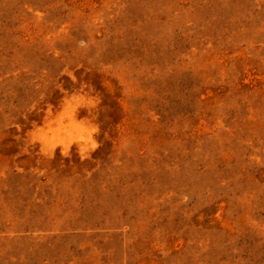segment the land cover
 <instances>
[{"label": "rangeland", "instance_id": "rangeland-1", "mask_svg": "<svg viewBox=\"0 0 264 264\" xmlns=\"http://www.w3.org/2000/svg\"><path fill=\"white\" fill-rule=\"evenodd\" d=\"M0 264H264V0H0Z\"/></svg>", "mask_w": 264, "mask_h": 264}]
</instances>
